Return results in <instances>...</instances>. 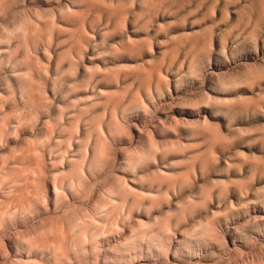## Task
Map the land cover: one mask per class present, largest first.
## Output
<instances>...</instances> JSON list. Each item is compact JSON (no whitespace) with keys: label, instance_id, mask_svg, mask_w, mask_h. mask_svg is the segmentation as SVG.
<instances>
[{"label":"clouds","instance_id":"9594fccd","mask_svg":"<svg viewBox=\"0 0 264 264\" xmlns=\"http://www.w3.org/2000/svg\"><path fill=\"white\" fill-rule=\"evenodd\" d=\"M0 264H264V0H0Z\"/></svg>","mask_w":264,"mask_h":264}]
</instances>
